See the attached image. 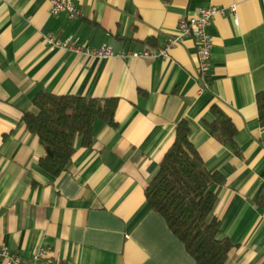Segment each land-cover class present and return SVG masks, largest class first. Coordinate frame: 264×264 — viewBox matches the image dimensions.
Instances as JSON below:
<instances>
[{
    "label": "crops",
    "instance_id": "0c3cea01",
    "mask_svg": "<svg viewBox=\"0 0 264 264\" xmlns=\"http://www.w3.org/2000/svg\"><path fill=\"white\" fill-rule=\"evenodd\" d=\"M70 1L75 17L54 13L53 0H0V244L26 256L44 248L74 264H197L145 195L187 120L207 168L225 178L214 214L219 236L234 244L227 264H264V208L256 202L264 186L256 103L264 90V0ZM209 6L226 12L208 26L207 74L191 38L159 55L182 17ZM48 34L78 37L82 50L154 54L86 55L53 46ZM40 91L120 100L118 125L97 120L93 145L77 140L56 178L40 167L46 149L22 120L37 112ZM215 104L238 129L233 142L211 134Z\"/></svg>",
    "mask_w": 264,
    "mask_h": 264
},
{
    "label": "trees",
    "instance_id": "16d2710c",
    "mask_svg": "<svg viewBox=\"0 0 264 264\" xmlns=\"http://www.w3.org/2000/svg\"><path fill=\"white\" fill-rule=\"evenodd\" d=\"M119 101L117 97L37 93L33 99L37 112H24L22 120L46 149L40 167L55 178L66 171L76 154L77 140L85 148L93 145L97 120L111 127L118 125ZM256 103L260 123L264 124V90L257 94ZM211 109L216 113L210 125L211 134L221 143L233 142L238 130L235 123L216 104ZM189 132L187 120L178 123L174 143L146 187L145 195L150 207L164 216L170 230L197 264H227L234 244L227 236H219L220 220L214 214L216 188L225 184V178L207 168ZM256 202L264 208V186Z\"/></svg>",
    "mask_w": 264,
    "mask_h": 264
},
{
    "label": "built area",
    "instance_id": "2783aa9c",
    "mask_svg": "<svg viewBox=\"0 0 264 264\" xmlns=\"http://www.w3.org/2000/svg\"><path fill=\"white\" fill-rule=\"evenodd\" d=\"M235 13V7L231 9ZM53 12H67L70 17H75L80 14L79 10L73 5L70 0H53ZM226 11L223 8L216 6H209L199 11L196 16L182 17L176 28V33L168 37L163 48L159 50V55L167 57L169 50L175 47L177 44L185 41L188 38L193 39L197 44V54L199 62V71L201 75L208 73L211 65L212 55V41L208 32V26L215 17L216 14H224ZM237 22V18L235 19ZM47 38L53 46L61 49L84 51L86 55H96L98 57H149L153 56V52L150 50L143 51H121L115 52L110 46H102L98 49H85L82 50L78 45L79 38L70 36L68 39L61 41L56 39L53 35L48 34ZM0 261L3 264H74L63 261L59 257L49 255L44 248H39L31 255H22L20 253L13 252L9 247L0 244Z\"/></svg>",
    "mask_w": 264,
    "mask_h": 264
}]
</instances>
